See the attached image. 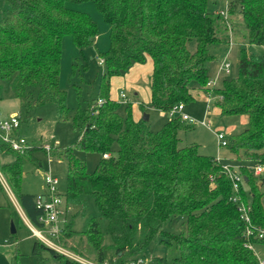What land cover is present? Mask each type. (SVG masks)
<instances>
[{
  "label": "trees",
  "instance_id": "obj_1",
  "mask_svg": "<svg viewBox=\"0 0 264 264\" xmlns=\"http://www.w3.org/2000/svg\"><path fill=\"white\" fill-rule=\"evenodd\" d=\"M0 1L9 5L0 24V81L12 83L27 113L55 105L59 120L70 118L67 93L60 83L63 40L70 36L84 51L96 45L99 31L88 14L69 4L92 2L110 28V49L101 56L106 70L99 97L73 117L75 128L82 126L78 141L68 148L33 145L23 153L0 141V173L29 222L43 227L37 196L22 192L25 167H42L35 153L45 151L51 158L66 161L67 189L60 196L68 212L70 207L82 208L79 215L86 219L81 233L68 219L59 242L67 247L78 236L80 245L93 249L97 264L105 262L100 218L108 223L115 264L139 262L156 238L176 249L174 264H260L257 253L246 247L248 226L231 200L235 193L225 164L201 154L198 145L183 146L180 135L194 124L169 113L192 103L196 91H207L217 99L222 117L247 116V128L229 137L227 148L247 179L239 194L251 207L252 226L264 229L263 184L253 172L254 166L264 165V61L251 57L242 47L237 77L224 79L221 85L215 78V86H208L213 80L210 66L218 61L217 49L231 46L236 13L246 27V43L264 47V0H227V10L221 11L226 16L210 12V0ZM149 60V103L169 116L158 132L152 131L150 121L143 120V103L133 107L128 99L123 117L121 103L111 95L113 79ZM222 72L228 77L231 68L228 74ZM3 95L0 84V101ZM119 99L124 102L121 96ZM99 101L103 103L99 105ZM20 121L22 125L21 117ZM115 144L117 156L113 155ZM77 151L100 155L94 172L88 171ZM91 201L100 217L89 214ZM179 217L186 218L184 230L179 234L167 231L166 226ZM251 242L255 249L264 245V239L252 238ZM32 254L38 264H83L39 240ZM21 258L17 249L10 264H20Z\"/></svg>",
  "mask_w": 264,
  "mask_h": 264
},
{
  "label": "rangeland",
  "instance_id": "obj_2",
  "mask_svg": "<svg viewBox=\"0 0 264 264\" xmlns=\"http://www.w3.org/2000/svg\"><path fill=\"white\" fill-rule=\"evenodd\" d=\"M227 6V0L209 1V10L212 13L226 11ZM69 7L88 14L97 24L99 31L96 45L87 47L84 51H81L74 45L70 36L65 37L63 40L60 83L62 89L67 93V107L70 109V118L66 121L59 120L55 105L39 107L27 113V110L21 107L19 100L16 98L12 83L0 81L4 89L3 100L0 101V122L14 115H19L22 125L18 133L26 139L29 146L43 145L44 149H51L57 147L68 148L74 145L78 141L82 129L81 125L75 128L73 122L75 113L79 109H86L89 101L96 100L99 97L101 79L106 70L105 65L101 64V61L104 60L101 56H104L110 49V28L92 2L82 4L70 3ZM8 10L9 5L4 1H0V24ZM232 23L234 30L231 37V46L228 48L221 46L217 49L218 61L210 66V80L218 78L219 85L222 84L224 79L237 77L239 55L242 47L246 49L251 57L264 61V47L246 43L245 35L247 30L240 13H236L233 16ZM225 60L232 66L230 76L228 77L221 71V64ZM123 79L124 77H119L111 81V95L121 103L119 113L121 116L126 117L127 105L119 99V96L125 93L132 106L135 107L136 92ZM139 85L145 90V93H141L139 96V100L145 107L142 118L144 115H149L151 117L149 124L152 131L158 132L167 123V120L162 117V114L155 113L153 111L154 108L152 109L149 100H147V97H149V78L148 80L142 78ZM191 85L194 89H198L196 83H192ZM208 98H211L212 101L210 105L211 112L206 115V112L208 113ZM216 100L207 91H196L195 100L192 103L184 104L186 108L184 114L189 115L195 121V124L191 130L181 133L182 145H198L201 154L211 155L216 158L220 156L221 159H224L227 155H230L233 165L239 166L240 163L237 161L236 156L230 153L227 147H222L219 144L217 132H221L225 136H230V128L233 129L234 134L243 132L247 128V124L242 120L246 117H222L217 111ZM204 120L207 122L205 126L202 124ZM118 148V145L115 144L113 148L114 156H117ZM76 153L78 157L86 161L88 171L94 172L101 159L100 155L96 153H84L82 151H77ZM35 157L41 162L42 167L37 168L31 164L25 167L22 192L36 196L45 194L47 192L45 177L48 174L60 180L59 190L61 193L65 192L67 189L66 161L59 158H51L45 151L36 152ZM260 180H262L260 184H263L261 191L263 193L262 202L264 205V172L260 176ZM5 181V179L0 178V264H10L11 256L17 249L22 254L20 264H38L37 259L32 254L33 245L37 240L33 238V232L29 227V222L27 223L26 214L23 210V212L21 211L22 208L17 202L10 186ZM81 209L79 207H70L68 212V219L74 221V230L77 233H81L85 227L86 219L82 215H79ZM89 214L100 217L93 201L90 202ZM100 222L105 232L104 264H115V255L110 248L112 240L107 234V220L100 218ZM185 222L186 218L184 217L174 219L166 226V230L179 234L184 230ZM12 226L16 229L15 234H12ZM75 241L67 247L62 244V247L74 256L81 257L89 264H97L93 249L87 245L85 247L80 245L78 236L75 238ZM256 253L261 260H264V245L257 246ZM176 256L177 251L175 248L162 244L161 239L156 238L148 246L141 262L138 264H157L160 259H162V264H174L173 260Z\"/></svg>",
  "mask_w": 264,
  "mask_h": 264
},
{
  "label": "built area",
  "instance_id": "obj_3",
  "mask_svg": "<svg viewBox=\"0 0 264 264\" xmlns=\"http://www.w3.org/2000/svg\"><path fill=\"white\" fill-rule=\"evenodd\" d=\"M221 14L226 16V13L221 12ZM104 63V60L101 61V64ZM231 65L229 62H223L221 70L225 71L227 74L230 73ZM216 80L209 82L208 86H215ZM121 97L124 103H128V98L125 93L121 94ZM103 102L99 101V105ZM210 103L211 99L208 100V113L210 112ZM207 113V114H208ZM170 117L181 116L184 121H187L191 124H195V121L187 114H184V106L179 105L172 109L169 113ZM204 126L207 125L206 120L202 123ZM21 128V121L19 115H14L7 120L0 122V141L11 146L15 152L23 153L26 149L30 148L28 142L24 137H22L18 132ZM218 142L222 147H227L228 139L223 133H217ZM108 158V155L104 156ZM224 171L226 175L231 180L233 185L234 195L232 201L238 206V211L241 213V218L247 224V230L245 238L247 240L246 247L256 252L255 245L251 242L252 238L255 239H264V229L253 228L252 221L250 218L251 207L248 206L243 200L240 193L241 187L244 184L245 178L240 173L239 169L231 165H224ZM253 172L255 176H261L264 172V165H256L253 167ZM0 178L4 179L0 173ZM45 184L47 186L46 194L37 196L36 198V207L42 212L39 217V222L43 226L41 229L33 226L28 219L29 227L33 232V237L37 240L48 246L49 248L63 254L64 256L79 261L83 264H89L81 257H76L68 250L62 247L60 244V238L63 233L64 226L68 222V209L66 208L63 198L60 196V180L56 177H53L51 174L46 175ZM11 193V191H10ZM18 208V204H17ZM19 211V209H18ZM22 211V209H21ZM23 212V211H22ZM21 213V212H20ZM26 217V216H25ZM260 264H264V260L259 258ZM141 262V260L139 261ZM139 262H131L129 264H138Z\"/></svg>",
  "mask_w": 264,
  "mask_h": 264
},
{
  "label": "crops",
  "instance_id": "obj_4",
  "mask_svg": "<svg viewBox=\"0 0 264 264\" xmlns=\"http://www.w3.org/2000/svg\"><path fill=\"white\" fill-rule=\"evenodd\" d=\"M151 73H152V65H151V62L150 60L147 61V63L145 65H134L130 71L125 75L123 76L124 77V81L125 82H128L131 89H134L136 94V105L135 107H138V103H142L140 100H139V96L141 93H145V90L143 88H141V86L139 85V83L141 82L142 78H146L148 80L149 78V88H148V96L147 97V100L150 101V78H151ZM122 77V78H123ZM132 84V85H131ZM212 102V101H211ZM207 105H208V102H207ZM211 105V103H210ZM211 108V107H210ZM153 109V108H152ZM186 110V108L184 109V111ZM155 113H159V114H162V117L166 118L167 122L169 120V116L168 114L166 113H163V112H160L156 109L153 110ZM211 112V110H210ZM210 112L208 114H210ZM189 114V113H188ZM207 112H206V115H208ZM246 118H244L242 121L246 124H248V118L247 116H245ZM151 120V117L149 119V121ZM234 128V127H233ZM230 136H227L226 135V138L228 139L229 137L235 135L233 133V129L230 128ZM217 133H221V132H217ZM211 156V155H210ZM218 160H220V162H222L223 164H226V165H231V166H236V165H233L232 163V160L230 159V155H227L224 159H221L220 156H218L217 158ZM234 162V161H233ZM237 167V166H236ZM46 194V192H45ZM73 208V207H71ZM34 239H36L35 237H33ZM37 240V239H36Z\"/></svg>",
  "mask_w": 264,
  "mask_h": 264
},
{
  "label": "water",
  "instance_id": "obj_5",
  "mask_svg": "<svg viewBox=\"0 0 264 264\" xmlns=\"http://www.w3.org/2000/svg\"><path fill=\"white\" fill-rule=\"evenodd\" d=\"M149 119H150V116L149 115H144V117H143V120L144 121H149ZM246 181H247V179H245ZM16 233V229H15V227L14 226H12V234H15Z\"/></svg>",
  "mask_w": 264,
  "mask_h": 264
}]
</instances>
